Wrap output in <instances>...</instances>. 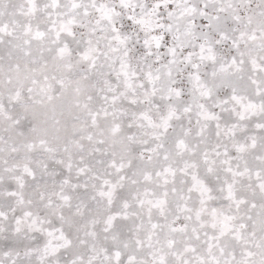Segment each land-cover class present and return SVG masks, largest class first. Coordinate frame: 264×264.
Instances as JSON below:
<instances>
[{"label":"snow or ice","instance_id":"snow-or-ice-1","mask_svg":"<svg viewBox=\"0 0 264 264\" xmlns=\"http://www.w3.org/2000/svg\"><path fill=\"white\" fill-rule=\"evenodd\" d=\"M0 264H264V0H0Z\"/></svg>","mask_w":264,"mask_h":264}]
</instances>
